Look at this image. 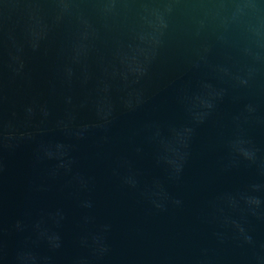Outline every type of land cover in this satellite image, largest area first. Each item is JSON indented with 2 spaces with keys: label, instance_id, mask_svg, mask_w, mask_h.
<instances>
[{
  "label": "water",
  "instance_id": "95a60500",
  "mask_svg": "<svg viewBox=\"0 0 264 264\" xmlns=\"http://www.w3.org/2000/svg\"><path fill=\"white\" fill-rule=\"evenodd\" d=\"M0 264H264V0H0Z\"/></svg>",
  "mask_w": 264,
  "mask_h": 264
}]
</instances>
